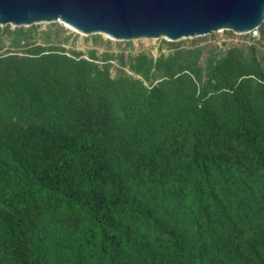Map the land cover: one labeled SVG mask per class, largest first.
Segmentation results:
<instances>
[{"label":"trees","instance_id":"obj_1","mask_svg":"<svg viewBox=\"0 0 264 264\" xmlns=\"http://www.w3.org/2000/svg\"><path fill=\"white\" fill-rule=\"evenodd\" d=\"M28 37L0 53V264H264V52L110 75Z\"/></svg>","mask_w":264,"mask_h":264},{"label":"water","instance_id":"obj_2","mask_svg":"<svg viewBox=\"0 0 264 264\" xmlns=\"http://www.w3.org/2000/svg\"><path fill=\"white\" fill-rule=\"evenodd\" d=\"M263 20L264 0H0V26L57 21L83 35L126 41L244 34Z\"/></svg>","mask_w":264,"mask_h":264},{"label":"rangeland","instance_id":"obj_3","mask_svg":"<svg viewBox=\"0 0 264 264\" xmlns=\"http://www.w3.org/2000/svg\"><path fill=\"white\" fill-rule=\"evenodd\" d=\"M0 26V27H4ZM9 26V25H8ZM22 28L25 34L30 33L31 37L27 38L29 42L36 43L47 42L53 45H59L64 49V53L69 55L71 51L80 52V57L86 58L87 51L94 50L96 63H101L103 53L110 55L109 72L114 75L119 68L118 56L122 55L123 59H127L131 55L144 53L152 58L159 54H166L176 50H187L190 48L202 47L199 54V62L206 53L213 49L214 46L222 45L226 49L229 45L249 46L253 45L257 50L264 52V20L257 27L261 33L256 38L249 37L247 33L235 34L229 30H220L201 36H193L181 38L175 41H166L163 38H141L131 40H112L101 34L81 35L72 29L64 27L59 22H40L29 26L8 27V31L0 32V53L5 51H13L19 54V48L9 44V39L13 36V30ZM34 36L37 38L34 40ZM123 71L128 72L126 66L121 67ZM155 82V81H153Z\"/></svg>","mask_w":264,"mask_h":264},{"label":"built area","instance_id":"obj_4","mask_svg":"<svg viewBox=\"0 0 264 264\" xmlns=\"http://www.w3.org/2000/svg\"><path fill=\"white\" fill-rule=\"evenodd\" d=\"M247 34L249 35V37L256 38L259 34L257 27L251 29L249 32H247Z\"/></svg>","mask_w":264,"mask_h":264},{"label":"bare ground","instance_id":"obj_5","mask_svg":"<svg viewBox=\"0 0 264 264\" xmlns=\"http://www.w3.org/2000/svg\"><path fill=\"white\" fill-rule=\"evenodd\" d=\"M69 29H71V28H69ZM73 30V29H72ZM74 31V30H73ZM76 32V31H75ZM76 33H79V32H76ZM79 34H81V33H79ZM81 35H83V34H81ZM101 35H103V34H101ZM103 36H105V35H103ZM105 37H107V36H105ZM109 39H112V40H115V39H113V38H109ZM143 39V38H142Z\"/></svg>","mask_w":264,"mask_h":264}]
</instances>
